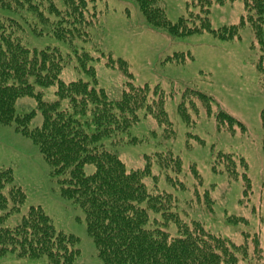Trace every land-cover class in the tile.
I'll return each instance as SVG.
<instances>
[{
	"label": "trees",
	"instance_id": "1",
	"mask_svg": "<svg viewBox=\"0 0 264 264\" xmlns=\"http://www.w3.org/2000/svg\"><path fill=\"white\" fill-rule=\"evenodd\" d=\"M133 1L150 27L174 37L209 32L220 40L232 41L239 40L241 30L248 27L256 41L253 46L260 50L255 68L264 86V0H187L186 15L176 22L168 20L163 0ZM236 1L243 9L239 22L213 29L210 7ZM99 24L90 0H0V124L13 125L16 132L31 140L58 185L60 197L83 212L96 264L236 263L235 245L198 221L179 215L180 200L160 188L180 182L182 163L178 156L171 152L148 154L144 166L130 169L112 150L125 142L123 136L139 121L140 111L143 117L152 116L164 125L167 137L174 131L158 86L127 81L115 92L97 87L95 67L86 66L88 61L102 58L105 65H117L131 77L126 61L114 60L102 51L99 56L91 55L86 50ZM28 33L53 37L67 50L29 48L24 41ZM73 55L91 77L90 82L60 78ZM177 56L178 62L185 61L184 54ZM40 88H53L50 93L54 99L45 100ZM185 94L190 109L201 106L208 116H214L218 129L232 131L235 119L221 109L214 111L209 96L188 88ZM22 97L33 98L35 109L17 113L15 103ZM183 105L178 112L186 118ZM140 141L133 138L126 142ZM262 147L264 150V136ZM214 157L213 172L236 177L238 164L249 186L242 159L234 160L230 153ZM220 160L223 165H219ZM152 164L158 167L157 173L152 172ZM190 169L196 184L201 183L197 170ZM24 201L25 192L14 183L12 169H0V257L13 253L25 261L18 264H77L78 237L57 230L39 206H30L19 222L9 224Z\"/></svg>",
	"mask_w": 264,
	"mask_h": 264
},
{
	"label": "rangeland",
	"instance_id": "2",
	"mask_svg": "<svg viewBox=\"0 0 264 264\" xmlns=\"http://www.w3.org/2000/svg\"><path fill=\"white\" fill-rule=\"evenodd\" d=\"M163 2L171 22L186 15L187 0ZM90 4L98 13L100 24L86 50L91 55L99 56L102 51L114 60L126 61L131 74L128 78L125 71L117 65H105L102 58L88 61L86 66L95 67L97 87L115 92L127 81L137 86H158L159 92L164 93V110L174 131L171 138L167 137L164 125L152 116L143 117L140 111L139 121L123 136L125 142L112 150L130 169L144 166L148 154L171 152L178 156L182 163L180 182H169L160 188L180 200L179 215L198 221L212 234L235 245L233 253L238 260L234 264H264V86L255 68L260 50L253 46L256 41L250 29L243 28L240 39L232 41L220 40L209 32L174 37L166 30L150 27L133 0H90ZM242 14L238 1L212 5L211 27L237 23ZM24 39L29 48L59 47L62 53L67 50L62 41L53 37L28 33ZM179 53L185 55L184 62H178L180 56L175 57ZM76 60L73 55L60 78L90 82L91 77ZM187 88L209 96L214 111L221 109L232 116L236 121L232 131L218 129L214 116H208L201 106L190 109ZM39 90L45 93V100L54 99L50 93L53 88ZM181 103L186 118L178 112ZM35 107L31 97L19 98L15 103L17 113H28ZM133 138L141 141L126 142ZM218 153H230L234 160L245 162L249 186L238 164L236 177L212 171L211 164ZM223 164L220 160L219 165ZM190 167L197 170L201 183L196 184L191 177ZM5 168L12 169L14 183L25 192L20 213L13 215L9 224L19 222L30 206H39L57 230L78 237L77 264H96L83 212L60 197L58 185L50 178L48 167L31 140L16 132L13 125L0 124V169ZM151 170L158 172L156 164ZM161 181L166 183L164 177ZM181 183L187 190L180 188ZM22 262L24 259L13 253L0 257V264Z\"/></svg>",
	"mask_w": 264,
	"mask_h": 264
}]
</instances>
